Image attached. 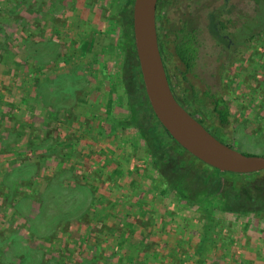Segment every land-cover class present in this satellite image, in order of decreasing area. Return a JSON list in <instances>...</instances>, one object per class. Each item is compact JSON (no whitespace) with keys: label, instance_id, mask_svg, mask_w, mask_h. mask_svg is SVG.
I'll list each match as a JSON object with an SVG mask.
<instances>
[{"label":"rangeland","instance_id":"1","mask_svg":"<svg viewBox=\"0 0 264 264\" xmlns=\"http://www.w3.org/2000/svg\"><path fill=\"white\" fill-rule=\"evenodd\" d=\"M20 1L0 0V11ZM194 1L156 7L176 94L212 117L203 93H221L231 114L216 135L264 157V33L248 59L219 68L211 28L185 73L172 41L183 22L203 21V13L189 17ZM24 2L23 12L0 14V264H264V213L205 212L150 184L157 174L129 125L141 98L136 67L125 64L134 0ZM202 2V12L220 5ZM170 153L195 172L218 173L176 146ZM218 175L234 191L251 178Z\"/></svg>","mask_w":264,"mask_h":264},{"label":"trees","instance_id":"2","mask_svg":"<svg viewBox=\"0 0 264 264\" xmlns=\"http://www.w3.org/2000/svg\"><path fill=\"white\" fill-rule=\"evenodd\" d=\"M24 1L25 0L13 5V9L9 12V15H6L3 11H0V14L10 18L13 14L23 12L24 8L28 7L27 3ZM124 23L125 26L127 24L129 25L128 28L126 27L125 29L124 36L131 45V48L127 51L125 64L128 68H132L133 66L136 67L133 68L136 70V73H138L140 78V88L135 83L133 88L141 91V98L138 96L137 102L132 103L135 105L132 109V114L130 115L129 125L131 124L141 135L143 145L150 156L151 167L157 174L155 184H153L154 181H151L150 183L152 184V188L156 190L159 188L164 194L172 195L175 202L179 200L193 202L197 204L198 207L203 208L205 212H222L231 215H248L253 212L263 214L264 171L253 174H237L240 177L251 176V178L237 184L239 189L238 191H234L221 180L218 175L221 172L218 171V173L210 175L206 172H195V170L192 169L191 163L185 165L179 162L178 159L170 153V150L175 146L179 149L182 148L168 135L150 108L144 92L138 68L137 56L134 49L131 16L128 18V21L127 18H125ZM52 32L55 34L58 33L56 29H53ZM177 32L178 36L181 34V37L175 46V55L186 70H188L195 65L194 59L196 57L197 47H195L194 44H192V41L188 39V36L186 35L188 30L181 28V30ZM3 42L4 40L0 42V49L4 51L6 47L3 46ZM159 49L167 73L166 59L161 51L160 45ZM5 52L8 53V51ZM167 78L170 85L168 75ZM39 83L37 86L38 89L42 86L40 81ZM43 90H38V96L41 102L44 93ZM214 103V110L220 115L221 122L225 124L230 113L228 103L223 99H218ZM219 106H222V109H219ZM171 142L174 145H171ZM252 178L255 179V182H252ZM20 200H23V197H21Z\"/></svg>","mask_w":264,"mask_h":264},{"label":"water","instance_id":"3","mask_svg":"<svg viewBox=\"0 0 264 264\" xmlns=\"http://www.w3.org/2000/svg\"><path fill=\"white\" fill-rule=\"evenodd\" d=\"M158 0H134L132 32L138 68L150 108L168 135L202 163L225 173L264 171V157L243 154L218 140L175 99L158 44Z\"/></svg>","mask_w":264,"mask_h":264},{"label":"flooded vegetation","instance_id":"4","mask_svg":"<svg viewBox=\"0 0 264 264\" xmlns=\"http://www.w3.org/2000/svg\"><path fill=\"white\" fill-rule=\"evenodd\" d=\"M203 0H196L195 9L192 10V14L189 15L190 18H193L195 15L203 14V21L198 25H192L189 21L183 22L185 30H188L187 36L188 39L192 41L195 47H197L196 57L194 59L195 65L198 59L200 58V48L203 44V38L207 36V32L213 28L215 38H209L212 41L213 50L216 53V59L214 60L217 63V66L220 68L223 66V63H229L233 61H239L240 59H248L249 55L254 52L255 44L257 37L264 33V1L263 0H220V5L215 6L209 12H202L204 8ZM247 1V6H244V2ZM207 2V1H206ZM199 3V4H198ZM208 5V4H206ZM199 12V13H198ZM203 13V14H202ZM177 29V31H180ZM175 32V39L172 41L173 44V54L175 55V46L181 37L178 36V32ZM179 61V60H178ZM181 64V62L179 61ZM182 65V64H181ZM186 68L183 66L185 73H191L195 67ZM167 68V67H166ZM219 70V69H218ZM217 69L214 71V75L217 77L220 75V71ZM170 80V88L176 99V101L193 117L195 118L209 133L215 136L218 140L225 143L221 138H219L215 133V126L217 125H228L230 117V108L229 116L227 122L223 124L220 119V115L214 110L215 101L218 99H223V96L218 91L204 92L203 95H206L209 102V108L211 110L212 117H209L205 113L200 111V108L194 107V102L191 100L189 102L183 101L178 98L176 90L171 82L168 69L166 73ZM213 73H211L212 75ZM212 78V77H211ZM210 89H214L212 86ZM223 94V93H222ZM227 103V102H226ZM222 109V106L218 107ZM215 122H214V121ZM185 151V150H184ZM186 152V151H185ZM220 172V171H219ZM222 174L225 172H221Z\"/></svg>","mask_w":264,"mask_h":264},{"label":"crops","instance_id":"5","mask_svg":"<svg viewBox=\"0 0 264 264\" xmlns=\"http://www.w3.org/2000/svg\"><path fill=\"white\" fill-rule=\"evenodd\" d=\"M196 250H199L200 251V247H198ZM170 251V250H169ZM199 251H194L193 253H198ZM201 253V252H200ZM127 264H128V262H127ZM129 264H134V263H129Z\"/></svg>","mask_w":264,"mask_h":264}]
</instances>
